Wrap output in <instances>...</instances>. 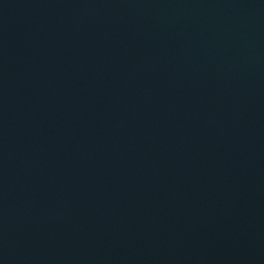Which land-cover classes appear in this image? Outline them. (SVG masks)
I'll return each instance as SVG.
<instances>
[{"label": "water", "instance_id": "1", "mask_svg": "<svg viewBox=\"0 0 264 264\" xmlns=\"http://www.w3.org/2000/svg\"><path fill=\"white\" fill-rule=\"evenodd\" d=\"M0 264H264V0H0Z\"/></svg>", "mask_w": 264, "mask_h": 264}]
</instances>
